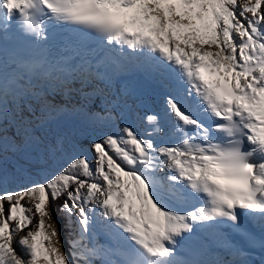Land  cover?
Listing matches in <instances>:
<instances>
[{
  "label": "snow or ice",
  "instance_id": "1",
  "mask_svg": "<svg viewBox=\"0 0 264 264\" xmlns=\"http://www.w3.org/2000/svg\"><path fill=\"white\" fill-rule=\"evenodd\" d=\"M130 68L158 109L135 84L97 87ZM256 251L264 264V0H0V264Z\"/></svg>",
  "mask_w": 264,
  "mask_h": 264
},
{
  "label": "bare ground",
  "instance_id": "2",
  "mask_svg": "<svg viewBox=\"0 0 264 264\" xmlns=\"http://www.w3.org/2000/svg\"><path fill=\"white\" fill-rule=\"evenodd\" d=\"M119 72H116V74H110L111 76L117 75ZM131 76H134L135 82L132 84H135L137 87L141 88L148 99V107L154 108L157 106V104L162 100V96L158 93L157 88L154 87L151 82L145 79V77L140 75V73H134V74H128ZM131 83V82H127ZM126 83H120L119 86H122ZM65 99H67V93L65 92Z\"/></svg>",
  "mask_w": 264,
  "mask_h": 264
},
{
  "label": "rangeland",
  "instance_id": "3",
  "mask_svg": "<svg viewBox=\"0 0 264 264\" xmlns=\"http://www.w3.org/2000/svg\"><path fill=\"white\" fill-rule=\"evenodd\" d=\"M51 131L54 133L55 131H57L55 128H54V126H51ZM56 163H59V160H56L55 162H54V164H53V166H55V164ZM37 177H33V179H36ZM16 185H14V184H9L8 185V188L9 189H11V188H13V187H15ZM53 206V203L51 204V209L53 208L52 207ZM58 221H59V219H57V217H54L53 216V219H52V223H54V224H56V226L58 227V230H59V233H60V236H62V233H61V230H60V227H59V223H58ZM70 227L72 226V225H69ZM29 227H31V226H29ZM25 231H27V230H25ZM60 239H62L61 237H60ZM63 248H65V245L63 244Z\"/></svg>",
  "mask_w": 264,
  "mask_h": 264
},
{
  "label": "trees",
  "instance_id": "4",
  "mask_svg": "<svg viewBox=\"0 0 264 264\" xmlns=\"http://www.w3.org/2000/svg\"><path fill=\"white\" fill-rule=\"evenodd\" d=\"M62 202H63V198H61L60 200H57L56 201L57 206L59 207Z\"/></svg>",
  "mask_w": 264,
  "mask_h": 264
}]
</instances>
